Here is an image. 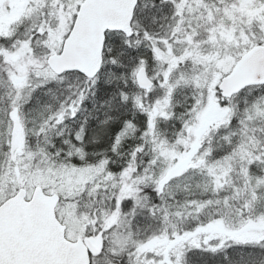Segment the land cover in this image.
<instances>
[{
	"label": "snow or ice",
	"instance_id": "snow-or-ice-1",
	"mask_svg": "<svg viewBox=\"0 0 264 264\" xmlns=\"http://www.w3.org/2000/svg\"><path fill=\"white\" fill-rule=\"evenodd\" d=\"M0 264H264V0H0Z\"/></svg>",
	"mask_w": 264,
	"mask_h": 264
}]
</instances>
